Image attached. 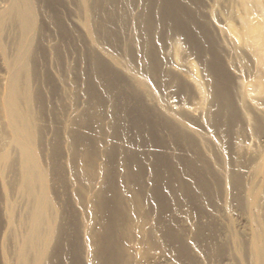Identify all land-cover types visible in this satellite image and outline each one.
Wrapping results in <instances>:
<instances>
[{
    "label": "rangeland",
    "instance_id": "obj_1",
    "mask_svg": "<svg viewBox=\"0 0 264 264\" xmlns=\"http://www.w3.org/2000/svg\"><path fill=\"white\" fill-rule=\"evenodd\" d=\"M116 1L118 10L113 6V13L102 9L98 17L97 12L93 15L98 21L103 14L99 22L106 25L107 18L116 15L111 30L107 29L112 31L111 35L108 32L110 37L101 31V24L96 26V35L102 33L100 40L86 43L90 81L95 82L97 77L90 69L91 59L96 58L102 64L103 87H110V92L97 90L103 112L101 130L92 126L94 130L90 129L88 137L93 148L84 156L79 152L75 161L66 150L65 140L60 145L59 165L66 198L63 202L67 205L64 210L78 225L72 245L59 257L60 264H257L259 261L253 262L249 240L256 230L264 228V217L249 211L242 192L257 190L259 196L264 195V49L258 50L256 43L246 44L243 32L245 18L264 26V0H251L258 5L251 4L250 8L243 6V0H160V14L152 15L148 22L151 30H157V35H148L150 53L136 50L131 44L133 20L142 9L139 0H133L129 13L124 11L122 0ZM73 5L70 21L78 32L81 18ZM73 57L74 62L76 56ZM125 61L129 67H124ZM6 77L0 56V92ZM139 78L145 79L151 93L137 84ZM224 91L228 92L225 99L221 97ZM155 96L163 106L156 105ZM217 103L227 110L231 105V114L227 113L232 115L230 119L221 117L212 122ZM115 110H122L134 129L123 134L119 123L111 125ZM59 122L58 127L54 125L58 130L63 129ZM3 125L0 117V149L8 137ZM176 131L182 132L183 138ZM79 159L83 165L80 168L76 164L74 170L78 172L73 176L70 161L78 163ZM46 165L52 174L49 161ZM14 180L13 174L0 175V264L15 262L5 209L9 200L16 199L15 218L22 213L23 201L14 189ZM200 184H230L232 189L239 184L243 204L233 202L231 187V194L226 191V198L222 195L214 206L204 203L200 210L192 202L187 204L183 200L185 191L191 193ZM3 188H8V195ZM59 189L55 186L56 192L51 195L56 203ZM100 191L107 195L108 202L118 203L114 221L108 222L98 214L94 198ZM209 221L223 243L220 251H213L205 239L199 241L200 246L194 241L197 226ZM232 233L238 241L236 236L233 241ZM104 237L109 238V252L102 246Z\"/></svg>",
    "mask_w": 264,
    "mask_h": 264
},
{
    "label": "bare ground",
    "instance_id": "obj_2",
    "mask_svg": "<svg viewBox=\"0 0 264 264\" xmlns=\"http://www.w3.org/2000/svg\"><path fill=\"white\" fill-rule=\"evenodd\" d=\"M115 1L116 0H0V56L7 73L5 84H3V91L0 92V117L4 121L2 127H4L5 136H8L7 141H5L6 143L4 142L5 144L0 149V175H14V181H16V187L14 186V189H17L16 193L19 196V200L23 201V203L21 202L23 204L22 213H19L20 216L18 218H15L14 214V210H16V203L14 201L16 199L11 202L9 200L5 206L7 217L6 229L14 244V264H60V255L73 243V237L75 236L74 231L75 228L77 231L78 225L75 226V221L72 219L71 214L69 215L70 212L68 213L64 208V206L67 205L63 202L66 198L64 197V184H62L63 176L61 173L63 174V172L59 165L61 154L60 145L62 144V140H65L66 144L65 142L64 144L67 152L73 160H76L79 152L81 156H84L93 148L90 142L91 138L88 137V132L94 130L91 129L92 126L94 125L96 129L101 130L100 126L102 123L100 121L103 112L97 90L104 89L106 90L105 92H108L110 87L108 85L106 88L105 86L103 87L102 80L100 79L102 64L98 59L92 58L90 63L92 66L90 65V69L92 67L94 75L97 76L95 82L92 81L96 85V89H92L93 84L89 77V55L86 43L88 40L92 41V43L100 40L99 37L102 33L100 32L101 34L99 35L98 31L97 35L99 36L97 37L96 26L102 24L99 22V20L101 21L99 18L104 12H102V9H106L107 12H110L114 4H116ZM122 1L124 3L123 6H125L124 11L129 13L134 1ZM162 1L165 2V0ZM73 2L76 4L75 8H77L81 18V24H77L80 26L78 32L74 31V26L71 24L73 20L70 21V13L73 9H71V6H74ZM138 3L142 5V9L140 14L133 20L131 35H133L132 41H134V43L131 44L136 47V50L141 49L144 53H150L149 48L151 46L149 42L151 39L148 35L150 32V35L153 37V34L157 32V30H155L157 27L154 29L155 31L151 30L152 25L149 26L148 22L151 21L152 15L156 16L157 13L160 14L162 8L159 4L160 0H157L156 3H154L153 0H139ZM252 3L251 0L242 1L245 8H250ZM165 4H167V1ZM252 5L256 6L258 4L256 2V4ZM116 6H114L115 10L117 8ZM98 11H101L102 13L100 12V14L102 15L97 21ZM94 14L97 15L96 20ZM106 14L107 13H105L104 16ZM110 17L111 18L108 17L110 20H108V18L106 20L107 25L104 23L105 26L102 24V27H99L101 31L107 33V35L109 32L107 29H110V24H113L117 19L114 14ZM126 17H128L127 14ZM94 20L99 24L96 25ZM103 36L101 38H103ZM243 38L246 44L252 45L256 43L258 50L264 49L263 24L255 25L250 19L245 18ZM74 55L76 56L75 63L72 61ZM124 67H129L128 61H125ZM74 70L75 73L73 74ZM148 71L151 70L149 69ZM144 80L143 78H139L136 81L142 89H149ZM100 90L99 92H102ZM104 90L103 93H105ZM94 91H96V93ZM149 91L151 93V89H149ZM221 97L223 99L227 98L228 92L227 94L225 91L221 92ZM155 102L157 103L156 105L163 106V102L159 98L157 99V97ZM217 109V114L215 113L216 115L211 118L212 122L216 119V123L217 118L221 119L222 117L223 120H226L232 117V115L227 114H231V105L228 106L227 110V107L223 108L221 104H219ZM122 110L113 111L110 121L112 123L111 125L119 123V128L121 132L124 131V134L128 133L129 130L133 128L134 124L127 120L128 117L126 120L124 119V112L122 113ZM208 119L210 120V118ZM57 120H60L59 123L62 124L63 129L58 130L54 126ZM180 131H182V129H180ZM177 133L178 137L183 138L182 132ZM47 153H49L48 158ZM81 156L79 158H81ZM48 161L52 168V174L49 170V166L46 165ZM74 161H70V163H72L73 176L78 172L74 170L76 169V164L78 167L80 166V168L83 165V161H80V159L78 163ZM197 163L196 165H198ZM61 165H63V163ZM86 166L88 165L86 164ZM68 167H70V165ZM262 167H264V159L262 161ZM204 169L207 170V168H203V170ZM81 175H84L82 171ZM52 182H55V184H51ZM229 185L230 184L194 185L196 187L194 191H191L192 194L185 191L183 200H185L187 204H191L192 202L193 205H197V208L199 206V209L203 207L202 205H204V203L214 206L219 198L222 199V195L223 197L224 194L226 195V191H229L227 193L231 194L229 190L231 187V190H234L232 191L233 202L239 205L243 204L242 197H240L241 190L239 184L234 185L236 189H232V186ZM55 186H58V189L60 187L57 192V197H59L57 203L54 201L55 199H51V195L56 192ZM7 190H5V193H7ZM242 193L245 194L244 204L250 209L249 211H254L258 217L263 218L264 195H262V197L259 196L260 193L257 190H247V192L244 191ZM6 195H8V193ZM105 196L107 195L100 191L96 198H94L96 199L94 204L98 207V214L104 216V219L106 217L108 222L114 221L115 219L113 217L116 218L117 216L115 214L118 203H116V200L108 202ZM228 196L229 195H227V197ZM225 198L226 197H224V199ZM57 204L62 207V211L59 210L61 207L58 209ZM207 206L208 205H206V208ZM205 217L206 216H204V218ZM258 219L259 218L255 220L258 221ZM212 224H214L212 221L205 225L200 223L199 225L201 226L198 225L195 229L194 241H196L197 244V241L199 242L205 239L204 241L210 244L213 251H220L219 249H221L223 243L218 239V234L216 235L214 231H212ZM110 226L111 225L108 223L107 228H110ZM213 228H216V223ZM209 230L210 233H208ZM207 233L208 238H204ZM184 236L187 237V234H184ZM234 236L236 235H233V241L238 238L236 236L234 239ZM108 239L109 238L104 237L102 241L103 245L101 244L105 251H108L109 247H111ZM250 239V252L255 258L253 262H260L261 259L264 261V228L256 230ZM201 244L202 243H200L199 246ZM75 246L76 245H74V248ZM259 262L257 264H260Z\"/></svg>",
    "mask_w": 264,
    "mask_h": 264
}]
</instances>
